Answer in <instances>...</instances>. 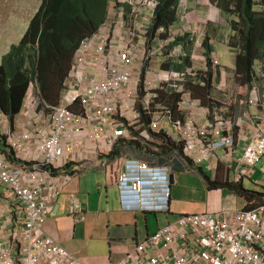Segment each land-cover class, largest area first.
<instances>
[{
  "label": "built area",
  "instance_id": "2783aa9c",
  "mask_svg": "<svg viewBox=\"0 0 264 264\" xmlns=\"http://www.w3.org/2000/svg\"><path fill=\"white\" fill-rule=\"evenodd\" d=\"M124 1L129 12L123 7L110 9L105 22L77 49L57 105L44 103L37 81H32L13 125L0 108V133L7 149L29 164H15L0 153V186L8 193L2 199L0 217L10 211L20 217L0 221V264H84L55 238L44 235L54 205L74 178L65 172L67 165L86 159V154L109 156L126 140L148 144V150L155 152L156 135L165 132L183 144V154L156 157L147 151L142 159H135L126 152L119 188L124 210L169 211L171 173L177 161L209 163L218 150L233 152L238 141H243L245 118L250 114L233 119L224 108L240 103L257 111L264 109L259 84L240 99L237 86L229 87L222 77L217 82L222 73L217 53L212 59L211 105L204 106L187 87L189 83L211 86L206 69L200 73L193 65L160 70L149 63L177 37L173 31L156 47L148 45L159 0ZM126 17L130 20L125 21ZM159 32L167 30L160 28ZM169 54L181 63L188 57L181 45ZM255 70L257 79L264 81V58ZM163 88L180 94L176 111L160 100ZM254 122L259 123L257 134L245 137L242 158L248 168L264 158V112ZM47 167L60 174L53 175ZM69 200L70 213L83 220L84 208L77 194L71 193ZM118 264H264V204L253 210L182 214Z\"/></svg>",
  "mask_w": 264,
  "mask_h": 264
},
{
  "label": "crops",
  "instance_id": "0c3cea01",
  "mask_svg": "<svg viewBox=\"0 0 264 264\" xmlns=\"http://www.w3.org/2000/svg\"><path fill=\"white\" fill-rule=\"evenodd\" d=\"M13 1L17 5L21 0ZM188 4L185 26L188 30L196 29L202 38L208 41L211 52H216L221 60L222 78L229 87H234L238 49L226 43V38H232L235 34L229 24L231 18L212 0H188ZM39 7L34 4L16 7L19 10L17 16L21 19L33 17ZM183 33L181 32L182 36ZM199 37L196 34V39ZM11 45L12 43L0 48V64ZM205 56V49L197 50L196 62L200 68L206 67ZM259 84L262 85L260 86L264 92V81H260ZM213 91L221 96L220 91L216 89ZM204 101L202 100L203 105H210ZM258 111L240 103L224 108V112L233 119L243 117L246 112L250 114V117L245 118L242 132L244 134L241 136L243 141H238L233 152L228 149L218 150L212 161L206 163L208 169L194 162L189 170L174 172L175 183L169 211L123 209L119 177L125 167V153L128 152L123 142L117 146L121 151L115 158H110V155L89 157L86 154V159L71 164L69 171L74 172L75 176L65 186L54 205L53 212L44 225V235L55 238L84 264H118L149 236L162 227L176 222L182 214L207 212L215 214L226 210H244L246 201L229 188L228 183H242L248 189L264 192V158L253 168L246 167L242 162L247 144L245 137L252 138L257 134L259 123L254 122V117L264 112V109L260 108ZM240 132L238 128L237 136L241 135ZM121 145L124 147L121 148ZM247 180L252 186H247ZM71 193L77 194L84 208L83 220L70 213ZM7 195L6 188L0 186V205ZM15 214L13 211L6 212L3 218L0 217V221H7L9 218L15 221L16 216L18 220L20 217Z\"/></svg>",
  "mask_w": 264,
  "mask_h": 264
},
{
  "label": "trees",
  "instance_id": "16d2710c",
  "mask_svg": "<svg viewBox=\"0 0 264 264\" xmlns=\"http://www.w3.org/2000/svg\"><path fill=\"white\" fill-rule=\"evenodd\" d=\"M212 1L231 18L229 22L235 32L231 46L238 49L235 60L236 76L240 97L243 99L257 80V61L264 58V0ZM108 3L109 0H42L19 44L10 47L0 64V108L11 125L22 109L31 81H37L44 103H59L63 82L70 71L74 53L80 42L105 21ZM178 8L179 0H160L150 34L154 36L160 27L170 29L175 26L180 19ZM207 49L209 51L208 44ZM190 63L191 61L187 60L186 64ZM165 67L183 66L169 63ZM192 90L195 96L205 100V104L211 105L208 97L211 93L209 87H193ZM162 100L176 111L180 95L162 94ZM148 122V119L145 120L146 124ZM156 139L157 143L154 144L158 149L152 153L148 150V144L143 145L138 141H126L124 145L139 157L145 152L159 156L183 151L182 143L165 132L157 134ZM124 145H121V148ZM120 151L117 147L110 158H115ZM0 153L5 154L7 159L15 164L29 165L15 158L14 153L7 149L5 136L1 134ZM70 167L71 164L67 165L65 172H68ZM47 169H50L53 175L60 174V171L53 167ZM228 187L246 201L245 210H253L264 204V192L248 189L242 183H228Z\"/></svg>",
  "mask_w": 264,
  "mask_h": 264
},
{
  "label": "clouds",
  "instance_id": "9594fccd",
  "mask_svg": "<svg viewBox=\"0 0 264 264\" xmlns=\"http://www.w3.org/2000/svg\"><path fill=\"white\" fill-rule=\"evenodd\" d=\"M159 2H160V0H159ZM42 3V2H41ZM216 4V3H215ZM158 5H159V3H158ZM158 5H157V7H158ZM188 0H179V8H178V15H180V19H179V22L175 25V26H173V27H171L170 29H166L165 27H160V28H164L165 30H167V32L166 33H161V32H159V29L156 31V33H155V35L154 36H152L151 34H150V29H151V27L149 28V32H148V37H149V40H148V45H150V46H157L160 42H161V40H164V39H166V38H168L169 37V35L171 34V32H173V31H175L177 34V37H176V41H174L169 47H168V49L166 50V51H164V53L162 54V55H160L159 57H157L155 60H153L152 62H150L149 61V63L151 64V65H153V66H155L156 68H158V69H162V70H184L185 68H187L188 66L190 67V66H196V67H198L199 69H200V73H202V72H204V73H206L207 72V75H208V77H210V79H209V84L211 85V81H213V79H214V76H213V72H212V65H213V63H212V59H213V53H216V52H211V50H210V45H209V43H208V41L204 38H202L203 36H201L198 32L197 33H195V34H198L200 37H199V39H196V35H194V36H192L193 35V33L195 32V31H197L196 29H190V30H188V28L185 26V21L187 20V17H188V13H187V11H188ZM217 5V4H216ZM41 6V5H40ZM118 7H123V9H125V11H126V13H128L129 12V5L127 4V2L126 1H124V0H109V3H108V8H107V13H108V11L111 9H115V8H118ZM156 7V8H157ZM40 8V7H39ZM39 8H38V10H39ZM37 10V11H38ZM155 12H156V9H155ZM155 12H154V16H155ZM37 13V12H36ZM35 13V14H36ZM107 13H106V16H107ZM34 14V15H35ZM154 16H153V18H154ZM107 18V17H106ZM153 18H152V21H153ZM31 19H32V17H31ZM126 20L125 21H129L130 19H128L127 17L125 18ZM106 20V19H105ZM31 21V20H30ZM105 22V21H104ZM103 22V23H104ZM30 23V22H29ZM102 23V24H103ZM101 24V25H102ZM229 24H230V22H229ZM100 25V26H101ZM29 26V25H28ZM100 26L98 27V29L100 28ZM151 26H152V22H151ZM230 26H231V24H230ZM28 28V27H27ZM232 28V27H231ZM97 29V30H98ZM96 30V31H97ZM233 30V29H232ZM95 31V32H96ZM95 32H93L92 34H94ZM181 32H184L183 34V36H182V34H181ZM186 33H189V34H186ZM92 34H90L89 36H91ZM89 36H87V37H89ZM86 37V38H87ZM183 37H185V38H183ZM86 38H84L81 42H80V44H79V46H78V48L80 47V45H81V43L86 39ZM181 38H183V39H181ZM227 39H229L230 40V44H228L227 43ZM231 41H232V38L231 37H227L226 38V43L229 45V46H231ZM190 43V44H189ZM19 44V43H18ZM188 44V45H187ZM207 44H208V47H209V51H208V49H207ZM13 45H16V44H13ZM179 45H181V46H183V48L185 49V51L187 52V55H188V57H186V58H184V61L181 63L179 60H176V58H173V57H171L170 56V50H172V49H174L175 47H178ZM12 46V45H11ZM77 48V49H78ZM77 49H76V51H77ZM198 49H205V53H206V56L205 57H207L206 59H205V61H206V67L205 68H200L198 65H197V62H196V59H197V57H196V59H194L193 58V56L194 55H196L197 56V50ZM10 50V49H9ZM76 51H75V53H76ZM8 53V52H7ZM6 53V54H7ZM75 53H74V57H73V61H74V58H75ZM219 57V56H218ZM187 60H190L191 61V63L190 64H186L187 63ZM221 61V60H220ZM258 62V61H257ZM73 63V62H72ZM169 63H173V64H177V65H181V66H183L182 68H166L165 67V65H167V64H169ZM222 64V63H221ZM257 64V63H256ZM255 67H256V65H255ZM207 71H206V70ZM206 71V72H205ZM255 73H256V70H255ZM222 74V73H221ZM221 74L219 73V76L217 77V82L218 81H220L221 80ZM34 81H36V80H34ZM260 81H263V80H260V79H257L256 80V82L254 83V84H259L260 83ZM32 82V81H31ZM238 83H237V76H236V82H235V85L234 86H237L238 87V90H239V93H240V86H239V84L237 85ZM253 84V85H254ZM259 85H261V84H259ZM262 86V85H261ZM193 87H200V86H195V85H193L192 83H189L188 84V90H190L191 92H192V94H193V96L195 97V98H200V99H202L201 97H197V96H195L194 95V93H193V90H192V88ZM209 88L211 89L210 90V92L212 93V85L211 86H209ZM211 93H210V95H211ZM162 94H164V95H180V94H177V93H169L168 91H166V89H162L161 91H160V96H161V98H160V100H162ZM249 94V93H248ZM210 95H208V97H209V100H211L210 99ZM240 96H241V94H240ZM248 96V95H247ZM240 99H242L241 97H240ZM203 100V99H202ZM163 101V100H162ZM164 102V101H163ZM165 104H167V102H164ZM205 106V105H204ZM207 106H209V105H207ZM20 114V113H19ZM18 114V115H19ZM178 115H180V113H178ZM145 122V121H144ZM1 134V133H0ZM2 135V134H1ZM174 139V138H173ZM157 140V139H156ZM174 140H176V141H178L177 139H174ZM126 141H130V140H126ZM125 141V142H126ZM178 142H180V141H178ZM123 143H124V141H123ZM157 143V142H156ZM120 145V144H119ZM182 146H183V144H182ZM221 150V149H220ZM128 151L132 154L133 153V150L132 149H130V148H128ZM175 152H178L179 154H183V151H182V153H180L179 151H175ZM175 152H173V153H175ZM218 152V151H217ZM136 153V152H135ZM217 154V153H216ZM138 155V154H137ZM137 155H135V154H132V157H134L135 159H142V156H137ZM163 155H166V156H170V155H172V153H170V154H163ZM137 158H136V157ZM159 156H161V155H159ZM157 157V156H156ZM191 164H193L194 165V161L193 160H191V159H186V161L184 162V164H182V163H180L179 161H177L176 162V164H175V166L173 167V169H172V175H171V181H172V176H174L175 177V174H174V172H176V171H186V170H189V168L191 167ZM200 164V163H199ZM203 164V163H202ZM68 172H70V171H68ZM71 173H73L74 174V172H71ZM74 176H75V174H74ZM175 183V182H174ZM174 183H172V189H173V184ZM261 206V205H260Z\"/></svg>",
  "mask_w": 264,
  "mask_h": 264
},
{
  "label": "rangeland",
  "instance_id": "374dc122",
  "mask_svg": "<svg viewBox=\"0 0 264 264\" xmlns=\"http://www.w3.org/2000/svg\"><path fill=\"white\" fill-rule=\"evenodd\" d=\"M41 1L42 0H21L16 5L13 0H0V48H5L11 43L12 45H17L25 34L31 20L30 16L25 19H21V17L17 16L19 10L16 7H20L22 5L24 7L26 5L32 6L33 4L38 7L40 6ZM132 154L136 155L137 153L133 151ZM198 166H202L208 169L206 163L198 164ZM247 186H252V183L249 180H247ZM3 188H5V186Z\"/></svg>",
  "mask_w": 264,
  "mask_h": 264
},
{
  "label": "water",
  "instance_id": "95a60500",
  "mask_svg": "<svg viewBox=\"0 0 264 264\" xmlns=\"http://www.w3.org/2000/svg\"><path fill=\"white\" fill-rule=\"evenodd\" d=\"M175 182V177L174 176H172V183H174Z\"/></svg>",
  "mask_w": 264,
  "mask_h": 264
}]
</instances>
